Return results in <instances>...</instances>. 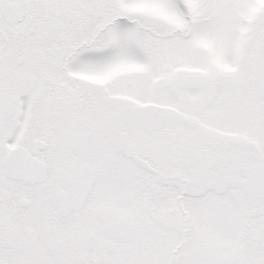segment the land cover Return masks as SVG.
<instances>
[{"label":"snow or ice","instance_id":"6c2138e0","mask_svg":"<svg viewBox=\"0 0 264 264\" xmlns=\"http://www.w3.org/2000/svg\"><path fill=\"white\" fill-rule=\"evenodd\" d=\"M0 264H264V0H0Z\"/></svg>","mask_w":264,"mask_h":264}]
</instances>
